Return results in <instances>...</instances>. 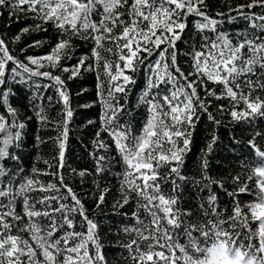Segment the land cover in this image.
<instances>
[{"label": "snow or ice", "instance_id": "snow-or-ice-1", "mask_svg": "<svg viewBox=\"0 0 264 264\" xmlns=\"http://www.w3.org/2000/svg\"><path fill=\"white\" fill-rule=\"evenodd\" d=\"M5 9L30 15L36 31L51 29L53 43L20 59L0 38V264H111L106 244L118 250L116 264H264V0L214 14L209 0H0ZM84 72L96 74L101 110L88 121L96 129L92 169L72 172L105 179L117 170L107 225L96 212L111 189L95 182L89 207L88 194L63 175L68 81ZM33 77L49 81L44 91L54 89L63 105L52 171L22 160L27 121L51 124L37 103L51 96H31L32 115L12 103L16 86ZM201 121L210 139L199 171L189 173L185 158ZM220 128L228 130L222 148ZM43 143L37 136L34 146ZM216 149L226 155L214 167Z\"/></svg>", "mask_w": 264, "mask_h": 264}, {"label": "trees", "instance_id": "trees-1", "mask_svg": "<svg viewBox=\"0 0 264 264\" xmlns=\"http://www.w3.org/2000/svg\"><path fill=\"white\" fill-rule=\"evenodd\" d=\"M245 2V0H209L211 5V12L214 14L217 11L228 12L229 7H235L238 3ZM3 11V15H0V38H4L9 45L12 54L20 59H24L25 56H40L46 54L49 50V45L53 43V33L51 29L48 32L36 31L34 29L33 20L31 16H25L24 14H18L15 17L10 15L8 10ZM233 15H235L233 13ZM243 21H238L236 27H240ZM24 27H30L32 30L29 33H25L21 36L20 41H14V37L20 33V30ZM45 27H48L45 25ZM225 30H232L233 25L231 23H225L223 25ZM45 41L42 47H29L34 41ZM86 47L79 48L77 55H82L86 51ZM24 49V51H21ZM26 62V61H25ZM69 61L68 63H72ZM67 75V74H64ZM138 83L136 86H129L131 93L129 96L130 103L134 104L140 88L142 87V77H137ZM35 81L40 85V90L37 91L32 84ZM50 83L42 78L33 77L29 81L28 85H17V95L13 97L12 103L15 107L19 108L21 115H32L33 109L29 103L31 96L43 95L45 98L51 96L52 100L49 102L47 99L44 101H37L42 107L45 108L46 114L51 122L48 126H41L33 116L32 120L27 121L26 136L24 139L25 148L23 150L22 160L25 168L30 169L35 166L41 170L52 171V165L56 163L54 156L58 149L55 144V138L58 135L57 123L62 120V103H57L58 97L56 96L54 89L44 91L43 86ZM96 74L91 72H84L82 76L77 77L74 80L68 81V86L71 94V107L73 109L72 121L69 124V137L67 142V151L65 153L67 166L63 171L64 178L79 194L86 196V202L89 207L94 203L93 194L98 195V191L95 187V182H99L101 188L108 187L111 192L106 197L108 204L103 206V211L97 210L96 217L102 221L105 225L109 223V217L112 215L111 204L113 199L118 195L119 180L117 178V170L114 168L113 172L105 179H101L99 176L87 175L80 177L78 174H74L72 169H76L77 172L83 170L85 167L89 171L92 169V158L89 155L93 151V134L95 132V126L89 125L88 121H97L98 114L100 112L99 104L96 101ZM79 93V94H78ZM27 105V107H24ZM85 105H92L91 107H84ZM210 126L204 121H201L193 134V143L191 145V151L186 156V168L189 173H197L199 171V161L201 150L206 147L209 136ZM228 130L225 128L218 129V134L221 136L223 144L221 148L226 145L228 141ZM40 136L45 143L36 145V137ZM226 155V153L219 149L214 150L211 160L213 166L219 160V158ZM47 161V163H45ZM226 166V165H225ZM41 179L47 180L48 177H41ZM117 219H119L117 217ZM114 243V240L111 241ZM106 255L111 264H116L119 259V252L115 247H111L109 244L105 246ZM119 264H124V261L120 260Z\"/></svg>", "mask_w": 264, "mask_h": 264}]
</instances>
